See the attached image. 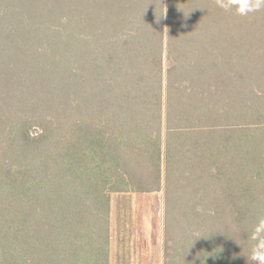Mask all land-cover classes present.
<instances>
[{
    "label": "trees",
    "instance_id": "1",
    "mask_svg": "<svg viewBox=\"0 0 264 264\" xmlns=\"http://www.w3.org/2000/svg\"><path fill=\"white\" fill-rule=\"evenodd\" d=\"M152 193L162 264H248L264 8L0 0V264H128L111 198Z\"/></svg>",
    "mask_w": 264,
    "mask_h": 264
},
{
    "label": "rangeland",
    "instance_id": "2",
    "mask_svg": "<svg viewBox=\"0 0 264 264\" xmlns=\"http://www.w3.org/2000/svg\"><path fill=\"white\" fill-rule=\"evenodd\" d=\"M162 200V193L112 196V230L115 233L116 222L120 218V225L127 230L128 264H162ZM115 253L113 237L112 258Z\"/></svg>",
    "mask_w": 264,
    "mask_h": 264
},
{
    "label": "clouds",
    "instance_id": "3",
    "mask_svg": "<svg viewBox=\"0 0 264 264\" xmlns=\"http://www.w3.org/2000/svg\"><path fill=\"white\" fill-rule=\"evenodd\" d=\"M216 5L226 11L235 6L238 15L247 16L264 8V0H216ZM248 238L254 242L248 264H264V217L257 219Z\"/></svg>",
    "mask_w": 264,
    "mask_h": 264
}]
</instances>
